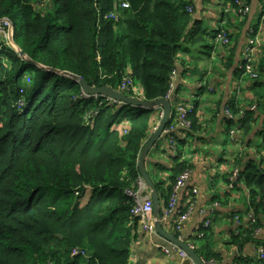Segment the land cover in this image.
I'll return each instance as SVG.
<instances>
[{"label": "trees", "instance_id": "obj_1", "mask_svg": "<svg viewBox=\"0 0 264 264\" xmlns=\"http://www.w3.org/2000/svg\"><path fill=\"white\" fill-rule=\"evenodd\" d=\"M127 1L128 7L118 0H0V20L12 22L13 41L36 62L127 96L166 97L179 54L190 50L185 44L201 39L195 36L199 24L192 17V0ZM237 1L251 2L223 3L235 12ZM0 46V264H128L140 229L127 192L137 188L138 157L157 109L84 97L74 79L25 61L3 42ZM255 66L254 84L263 85L264 43ZM230 110L238 112L234 103ZM174 114L175 109L169 124ZM256 116L247 109L240 117L244 138ZM256 134V153H264V126ZM154 148L164 152L158 143ZM242 161L237 181L248 192L245 211L252 209L254 222L230 233L228 244L239 249L254 241L264 246V239L256 238L264 223L262 159ZM188 168L175 157L165 179L149 174L164 208L177 177ZM187 207L179 208V215ZM206 231L204 245L194 243V250L204 260L220 261ZM73 249L85 255L72 254ZM242 253L234 264L258 262ZM259 262L264 264V257Z\"/></svg>", "mask_w": 264, "mask_h": 264}, {"label": "crops", "instance_id": "obj_2", "mask_svg": "<svg viewBox=\"0 0 264 264\" xmlns=\"http://www.w3.org/2000/svg\"><path fill=\"white\" fill-rule=\"evenodd\" d=\"M209 1L219 4L217 0ZM259 2L260 0H251L249 12L245 16H242L243 23H240L234 17L235 14H232L233 16H226V12L224 11L223 14L220 12V16L217 18L216 13L212 9H207L205 5L206 0H192L195 9L192 17L199 24L198 35L195 34V36L199 37L200 33L208 35L206 30L204 32L199 31L201 30L200 27L203 19L205 17L210 18L211 22L209 26L212 34L208 36L215 37L217 30L223 29L221 27H227L225 29L229 36H231L230 41H238L236 52L232 61L225 60L226 58L221 60L226 50L219 52L218 45L212 43L213 48L210 47L208 48L209 50L205 48L206 52H203L204 56L202 57L199 55L195 57L190 53L191 50L188 52L182 51L179 54L176 74L173 79L174 102H172V106L178 101L186 102L188 100L186 97H189L187 93L192 97V95L204 92L205 86L203 83L212 85L215 87V90L209 92L214 93L216 97L210 101L207 100V102H210L209 104L214 103L215 108H217L216 117H210L208 114L203 116L204 110H200L203 104L200 105L198 101L190 104L197 106L196 113L198 117H194L195 127L190 131H186L178 126L172 132V137L175 144H177L175 150H171L166 138L162 136L157 143L158 147L163 149L164 152H159L153 147L148 153L145 162L148 173L158 175L162 179H165L169 175V169L173 165L175 157L177 161H184L189 165V178L186 184L179 190L178 206H176L178 208L183 207L184 209L188 206L186 210H189V215L178 235L183 237L186 243H195L201 246L205 242L201 235L207 229V235H210L209 238L212 240L210 249L221 254V260L215 261L214 264H234L235 255L239 251L243 252L242 254L245 256L253 257L254 250L258 245L257 241L249 242L239 249L237 246L229 245L227 242L230 233H237L244 224L248 223V216H253V212L252 209H249L247 212L245 211L248 206V194L241 181L235 180L236 183L232 184L233 187L231 189L227 187L230 175L228 172L230 169L229 164L232 162V158L239 160L237 158L239 156L241 160L242 151L239 149L242 147V144L238 143L234 148L226 152L219 145V139L221 133L226 132V120L222 114V106L231 100L234 89H247V86L253 84V82L243 80V75H240L241 73L238 72L235 73V70L236 68L240 69V63H242L240 53L241 45L245 43L244 35L249 34L252 30L254 31L258 26L260 16ZM195 23H190L187 31L191 27H194ZM261 37L263 45L264 35ZM259 50L258 48L254 49L256 58L261 53V50ZM216 54L220 57L219 60L223 61V66L218 63L217 65L216 61L213 62ZM198 83H201V86H198ZM196 99L204 100L202 97ZM241 106L245 107L247 105L243 104ZM157 110L159 111V109ZM154 123L155 121H152L150 127H153ZM259 125H264L263 114L259 118H256L254 128L246 138L245 143L249 142V146L246 147H249L250 150L247 156L245 154L242 156V162L248 157L257 158L252 141H258L256 131H258ZM255 145L257 144L255 143ZM154 163H158V167H155ZM263 163L264 160L261 163V166L264 168ZM160 204L163 211L164 206L161 199ZM176 218V215L171 216L168 223H163V227L171 233L175 232L173 224ZM205 222H210L208 228L204 227ZM256 234V238L264 239V224L263 227H260L256 231ZM199 242L201 243L200 245L198 244ZM165 243L167 242L159 235L149 236L138 230L131 246L128 264H183L184 259L179 260L175 253L166 255L159 249L158 244Z\"/></svg>", "mask_w": 264, "mask_h": 264}, {"label": "built area", "instance_id": "obj_3", "mask_svg": "<svg viewBox=\"0 0 264 264\" xmlns=\"http://www.w3.org/2000/svg\"><path fill=\"white\" fill-rule=\"evenodd\" d=\"M238 2V10H242L241 8L245 7L247 9H249V6H245V2L243 1H237ZM118 3L120 4L121 7H128V1L127 0H118ZM259 7H260V16H259V20H258V26L254 29V31L252 30L251 33V38L248 40V46L246 48V50L244 51V55L242 56V63L240 64V69L242 70V72L245 73H250L252 74V76H254L255 78L258 76V73L256 74V61L258 58H256L255 53H254V49L258 48L261 50V46H262V35H264V0H260L259 2ZM187 9L190 11L189 7H187ZM9 30V33L11 31V33H13V24L9 19H2L0 20V44L1 42L5 43L6 45L8 44V40H4L3 39V35L5 34V31ZM222 34V35H221ZM223 36L225 38H228V34L226 32V30L224 29H219L217 30L215 36ZM229 40H227L228 43ZM11 47V46H10ZM1 46H0V50H1ZM13 48V47H12ZM259 50V51H260ZM176 72L173 73L174 77ZM198 86H201V83H198ZM208 91L212 92L215 89L212 88L211 85L208 86L207 88ZM172 91H173V84L171 85V89L169 90L168 95L166 96L169 99H172L173 95H172ZM82 95L84 97H89L86 96L85 94ZM183 102H176V106L175 107V117L173 118L171 124H169L162 132V135H166V140L169 144L170 147H172V144L174 142V139L172 137V132L178 127L180 126L182 129H187L190 128L191 123H190V118L189 117H185L186 113H188L190 111V109L188 107H184L182 105ZM225 112L227 114L229 113V110L226 109ZM230 135L232 137V139H236L237 138V131L236 129H230ZM239 170L240 167L237 168L234 173L232 174L231 178L232 180H237L238 178V174H239ZM189 169L185 170L184 172H182L176 179V183L173 186L172 192L169 196V201L167 206L164 208L163 213L161 214L160 220L163 223H168V221H170V217L173 215H176L177 218L174 220V230L176 233H179L183 227V223L186 221V219L188 218L189 215V210L186 211L184 214L179 215V208L176 207L178 206L177 204V199H178V193L179 190L186 184L188 178H189ZM195 191V190H194ZM128 195L130 197H132V199L134 200V207L132 209V214L137 216L139 218V229L140 231L146 233L149 236H156V232H155V228H154V219H153V215H152V199L150 197L149 194V190L146 187L145 183L143 182V180L141 179V177L139 178L138 182H137V188L135 191H128L127 192ZM248 222H254V216H248ZM210 222H205L204 227H208ZM258 231V230H256ZM179 236V235H178ZM188 245L194 249L195 248V244L194 243H188ZM159 249L165 253L166 255H171L173 253H175L177 255V258L179 260H183L186 259L188 257V255L186 254L185 251L177 248L176 246L170 244V243H165V244H158ZM80 253L82 255H85L84 251H79L77 249H73L72 250V254H77ZM253 257H255L256 259H258V262L256 263H252V264H261L259 262L260 259H263L264 257V246L259 243L256 246V249L254 250L253 253ZM202 262L204 264H214L215 261L212 259H208V260H204V258L199 255ZM190 264H195L194 262H191Z\"/></svg>", "mask_w": 264, "mask_h": 264}, {"label": "rangeland", "instance_id": "obj_4", "mask_svg": "<svg viewBox=\"0 0 264 264\" xmlns=\"http://www.w3.org/2000/svg\"><path fill=\"white\" fill-rule=\"evenodd\" d=\"M217 1H218L219 4H217V2L216 3L210 2L209 0H206V3H205L207 9H209V10L212 9L216 13V17L217 18L220 16V12L224 11V12H226L225 13L226 16H230L232 14H235L234 17L237 20H239L240 23H243L242 22V16H245V14L247 12H249V10L247 8H245V7L243 8L242 7L241 8L242 10H237V11H235L233 13V9L228 10V8L225 7V5L223 3V0H217ZM37 7L38 8H43L44 4L39 3V4H37ZM192 12L194 13V11H192ZM210 22H211V19L205 17L203 19V23H201V27H200L201 30L199 32H201V31L204 32L206 30L208 32V35L212 34V32L210 31L211 28L209 26ZM227 34H228V32H227ZM197 35H196V37H197ZM208 35L200 33L201 39L199 38L198 41H196L195 43H186L187 46H188V44H190L189 47H190V50H191V52H190L191 54H193L195 57H197L198 55L200 57H202V56H204V53L202 51L205 49V45L216 43L218 45V49H219L218 51L219 52H224L226 50L225 51V55L221 58V60L222 59L224 60L225 58H226L225 60H228L229 55H230L231 52H232V55L234 56V54L236 52V46L238 45V41L237 40H234L233 42H231L230 41L231 36H229V34H228V38H225V37L221 36L222 34L220 36L217 35L215 37H210ZM10 36H11V34L9 33V30L5 31V34L3 35V39L4 40H8V44L6 45V47H10V46L13 47L12 42L10 40ZM250 38H251V33H249L247 35H244L245 43L241 45L242 46L241 53H240L241 56L244 55V51L246 50V48L248 46V42H249L248 40ZM227 40H229L228 43H227ZM219 59H220V57L216 54L215 59L213 60V62L216 61V64L218 63V64H221L223 66V61H221ZM231 61H232V59H231ZM255 73L257 74V71ZM240 75H243V77H244L243 80H245L246 82L247 81L251 82V83L253 82V84L251 86H247L246 87L247 89H234L233 96H232L231 100L228 101L226 105L222 106V114H223V116L225 117V120H226V128H225L226 132L224 131V132L221 133L220 139H219V145L227 152L229 149L234 148L236 146V144L240 143V144H242V147L239 150L242 151V156L244 154L247 156V153L249 152L250 149H249V147H246V146H249V142L245 143L246 138H244V136H243V130L240 127L239 119H240V117H242L244 111L247 110V109L254 110L255 111V115H257L256 117H258V114H259V117H260L261 114L264 115V108H263V105H264V84L263 85H255L254 84V82L258 78V76L255 78L254 76H252V74H250V73H245L244 74L243 72ZM245 81H244V84H245ZM203 85L205 86L204 92L197 93V95H192L193 98L190 96L189 93H187V95L189 96V97H186V98H188V100L186 101L187 103L183 102L182 105L184 107H188L190 109V111L188 113H186L185 117H189V115L193 113L191 111H192V109L194 107H195L194 108V110H195L194 117H198L197 113H196L197 106L190 105V104L194 103L195 101L196 102L198 101L200 105L203 104V107L200 108L201 111L204 110L203 116L208 114L210 117H216L217 108H215L214 103L209 104L210 102L209 103L207 102V100L210 101L213 98H215L216 96H215L214 93H210L207 90L209 85H206L204 83H203ZM212 88L215 89V87H213V86H212ZM199 97H202L204 100L201 101V100L196 99V98H199ZM216 102H218V101H216ZM231 103H234V105L238 109V112L235 113V114L232 113L231 110H230ZM243 104H246L247 106L242 107L241 105H243ZM204 106H205V108H204ZM226 109L229 110L230 114H227L225 112ZM175 115L176 114H174V117H175ZM160 116H161V112L160 111L157 112V113L154 112L152 114V117H153L152 121H155L156 125H157L158 120L160 119ZM255 121H254V123H255ZM190 123H191V126H192V121H190ZM121 125H124V124L121 123L118 126H121ZM263 126L264 125H259L258 130L263 128ZM234 128L236 129L237 135H238L236 139H232V137L230 135V129L232 130ZM153 130H154V128H153ZM185 130L186 131H190V128H187ZM259 141H260L259 138H258V141H256V140L252 141V146H254L255 151H257L256 150V146L259 144ZM255 143L257 145H255ZM176 146H177V144H175V141H174L173 144H172L171 150H175ZM260 155H261V157H260ZM263 155H264V153H257V158L256 159L257 160L258 159L261 160L263 158L262 159V161H263L264 160ZM242 156H241V160H242ZM224 157H226V156H224ZM237 158L239 160H237L235 158H232V162L229 164L230 165L229 166L230 169L228 170V172H229L230 176H229V179H228V182H227L228 189H231L233 187L232 184L236 183V181L232 180L231 176L234 173V171L241 166L240 165V157L238 156ZM263 166H264V163H263ZM156 176L158 178H160L158 175H156ZM88 194H89V190L84 195V197L81 199L82 202L86 201V198H87ZM247 194H248V192H247ZM247 198H248V195H247ZM260 216L263 218L264 217V213L260 212ZM198 244L200 245L201 243L199 242Z\"/></svg>", "mask_w": 264, "mask_h": 264}, {"label": "water", "instance_id": "obj_5", "mask_svg": "<svg viewBox=\"0 0 264 264\" xmlns=\"http://www.w3.org/2000/svg\"><path fill=\"white\" fill-rule=\"evenodd\" d=\"M12 31V30H11ZM10 31V40L12 42L13 48L15 51L22 57L25 61L32 63L40 68L45 70L53 71L55 73L68 76L74 79L79 85L80 88L86 96H103L114 101L124 102L133 106L144 107L147 109H161V116L157 122V125L154 127V130L150 133L147 141L143 145L141 152L138 157L137 161V168L139 171V175L143 182L145 183L146 187L149 190L150 197L152 199V215L154 219V228L157 235H159L162 239L166 242L176 246L177 248L186 252L188 257L184 259L183 264H190L194 262L195 264H204L200 258V256L196 253L194 249H192L188 243L184 240L181 236H175L173 233L169 232L163 227V224L160 220V214L162 212L159 194L153 184V181L146 169L145 162L148 153L150 150L155 146V144L160 140L162 137L163 130L169 125L171 114L173 111L172 102L167 97H160L154 100H145L138 97L127 96L122 92L112 88L109 85H101V86H91L89 85L85 79L82 77L77 76L74 73L68 72L66 70H60L54 68L52 66H47L42 63L34 61L30 58L21 48H19L15 42L13 41V33ZM166 138V135H163Z\"/></svg>", "mask_w": 264, "mask_h": 264}, {"label": "clouds", "instance_id": "obj_6", "mask_svg": "<svg viewBox=\"0 0 264 264\" xmlns=\"http://www.w3.org/2000/svg\"><path fill=\"white\" fill-rule=\"evenodd\" d=\"M172 95L174 96V94H173V91H172ZM170 101L171 102H174V97H172V99H170ZM178 102H181V101H178ZM175 106V105H174ZM174 106H172L173 107V109H175V107Z\"/></svg>", "mask_w": 264, "mask_h": 264}, {"label": "flooded vegetation", "instance_id": "obj_7", "mask_svg": "<svg viewBox=\"0 0 264 264\" xmlns=\"http://www.w3.org/2000/svg\"><path fill=\"white\" fill-rule=\"evenodd\" d=\"M163 136V135H162ZM161 139V138H160Z\"/></svg>", "mask_w": 264, "mask_h": 264}]
</instances>
